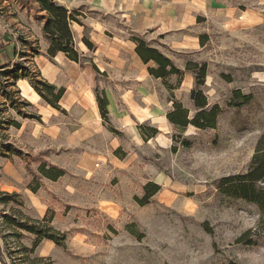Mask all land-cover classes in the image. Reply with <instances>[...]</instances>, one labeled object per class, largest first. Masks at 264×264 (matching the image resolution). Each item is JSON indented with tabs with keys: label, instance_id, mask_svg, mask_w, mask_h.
<instances>
[{
	"label": "rangeland",
	"instance_id": "obj_1",
	"mask_svg": "<svg viewBox=\"0 0 264 264\" xmlns=\"http://www.w3.org/2000/svg\"><path fill=\"white\" fill-rule=\"evenodd\" d=\"M55 1L77 11L80 62L48 55L38 0H0L19 52L0 68V117L21 124L0 130V189L20 194L0 202V264H264L260 208L221 186L248 171L264 133V0ZM135 38L181 72L152 75ZM17 62L64 88L59 107L9 73ZM193 64H207L200 87ZM10 90L34 117L7 110ZM204 99L219 106L214 127L169 118L180 104L192 120ZM13 209L51 219L63 243L14 235ZM249 229L252 244L240 241Z\"/></svg>",
	"mask_w": 264,
	"mask_h": 264
},
{
	"label": "trees",
	"instance_id": "obj_2",
	"mask_svg": "<svg viewBox=\"0 0 264 264\" xmlns=\"http://www.w3.org/2000/svg\"><path fill=\"white\" fill-rule=\"evenodd\" d=\"M41 10L45 12L43 19L44 23V33L49 40L48 55L50 57L56 56L58 53H64L69 59L80 62L81 52L79 51L77 44L75 42L74 34L71 29V23L73 21H78L76 18L77 11H70L65 6L58 4L55 0H38ZM1 34V32H0ZM136 41V52L141 57V59L148 63L154 61L156 66L149 68V71L155 77L165 78L171 74H178L181 70L175 65L173 60L163 54L158 48L151 46L142 38H135ZM21 57H28L27 52H20ZM192 65V64H190ZM195 66L188 67L196 72L197 84L200 86L204 85L207 64H204L202 68L198 69V64H193ZM11 68L13 65L6 64L0 66V68ZM20 71V73H19ZM9 73L14 74V78L19 77L27 78L34 89L40 94V96L53 106L59 107L58 102L64 94V88L58 89L56 85L48 82L45 79L35 80L31 76V69L29 66L22 62H17L15 67L9 71ZM40 74V72H39ZM43 88H41V86ZM196 89H193V97L196 94ZM19 95V90L17 91H7V110L11 106L17 112V114L23 118H32L31 114H28L21 110L18 104L31 105L22 97L16 98ZM249 99V97H247ZM197 105L201 108L192 120L188 119V111L183 108L182 105L177 104L176 109L169 113V118L175 124L182 127L187 126L190 122L198 127H214L216 118L219 111V106H215L211 111L207 109V102L197 101ZM106 106V105H104ZM104 113L107 114L106 108ZM4 111V107L0 109V115ZM178 117V118H177ZM20 127L21 124L16 120H7L0 117V130L5 129V125ZM7 147H12L10 143ZM0 151H5L1 150ZM5 153V152H3ZM56 177V176H54ZM222 191L228 195L245 199L249 202L255 203L261 210V225L264 227V133L258 140L256 152L252 159L251 165L246 173L237 174L234 176H229L223 179ZM151 194H154L151 193ZM20 197L17 192H8L0 189V202L5 204L9 203L11 200H15ZM21 203V201H20ZM13 212H18L19 217L15 213L9 214L8 212L3 213L4 221L13 228V234L17 235V229L25 230L30 233L40 234L48 239L55 241L57 244L61 245L63 243V237L58 238L55 233V229L52 226V220L44 217L43 219H32L21 210L13 209ZM258 233L249 229L242 236L240 241H244L246 244H252L254 242L255 236ZM0 258L5 261L3 251L0 245Z\"/></svg>",
	"mask_w": 264,
	"mask_h": 264
},
{
	"label": "crops",
	"instance_id": "obj_3",
	"mask_svg": "<svg viewBox=\"0 0 264 264\" xmlns=\"http://www.w3.org/2000/svg\"><path fill=\"white\" fill-rule=\"evenodd\" d=\"M2 25L5 26V24L0 21V66L6 64L12 65L13 62H15L16 56L19 52L15 49V43L11 42L8 36L7 41L5 40L6 36L1 30Z\"/></svg>",
	"mask_w": 264,
	"mask_h": 264
}]
</instances>
